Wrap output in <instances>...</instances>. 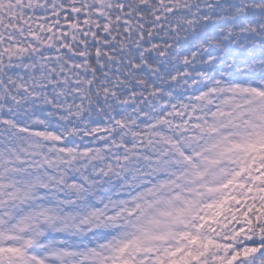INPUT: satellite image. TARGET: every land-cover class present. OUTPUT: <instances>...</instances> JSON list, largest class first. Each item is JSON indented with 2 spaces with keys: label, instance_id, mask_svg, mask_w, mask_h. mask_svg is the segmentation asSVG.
<instances>
[{
  "label": "snow or ice",
  "instance_id": "6c2138e0",
  "mask_svg": "<svg viewBox=\"0 0 264 264\" xmlns=\"http://www.w3.org/2000/svg\"><path fill=\"white\" fill-rule=\"evenodd\" d=\"M0 264H264V0H0Z\"/></svg>",
  "mask_w": 264,
  "mask_h": 264
}]
</instances>
